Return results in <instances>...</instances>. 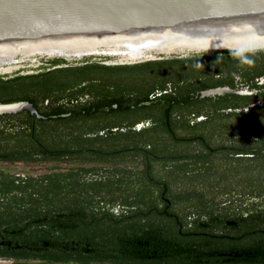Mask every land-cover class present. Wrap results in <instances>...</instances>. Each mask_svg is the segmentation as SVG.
Instances as JSON below:
<instances>
[{
    "label": "flooded vegetation",
    "instance_id": "obj_1",
    "mask_svg": "<svg viewBox=\"0 0 264 264\" xmlns=\"http://www.w3.org/2000/svg\"><path fill=\"white\" fill-rule=\"evenodd\" d=\"M236 53L101 54L50 66L93 68V95L59 116L74 115L71 125L88 137L68 166L98 180L88 192L95 207L115 211L91 242L40 221L30 231L1 224L0 264H166V242L175 244L176 264H209L215 255L223 264H264V69L256 62L247 71L252 61ZM215 88L233 92L204 95ZM106 194L111 204L97 198ZM213 210L226 218L213 223ZM214 241L222 252L214 254Z\"/></svg>",
    "mask_w": 264,
    "mask_h": 264
},
{
    "label": "water",
    "instance_id": "obj_2",
    "mask_svg": "<svg viewBox=\"0 0 264 264\" xmlns=\"http://www.w3.org/2000/svg\"><path fill=\"white\" fill-rule=\"evenodd\" d=\"M245 48L264 49V0H0V76L40 72L43 59ZM23 110L44 118L29 102L0 104V115Z\"/></svg>",
    "mask_w": 264,
    "mask_h": 264
},
{
    "label": "trees",
    "instance_id": "obj_3",
    "mask_svg": "<svg viewBox=\"0 0 264 264\" xmlns=\"http://www.w3.org/2000/svg\"><path fill=\"white\" fill-rule=\"evenodd\" d=\"M245 55L252 61V65L246 64L247 71L256 62L264 69V50L245 52ZM43 61L44 68L40 72L0 76V104L29 102L44 116L35 119L27 110L0 115V163L42 164L47 168L44 173L27 175L0 168V225L30 231L40 221L42 229L47 226L48 230L55 233L60 230L71 239L91 242L96 237L99 220L110 225L113 211L109 207H95L96 198L88 193L99 185L98 180L82 174L84 170L78 166H68L73 160L72 152L84 146L88 137L85 131L71 125L77 122L72 120L74 115L68 119L59 114L66 108L83 105L82 99L93 95L96 89L91 77L93 68L89 66L81 72L75 68L50 69V66L64 64L66 59ZM261 125L264 139V115H261ZM98 197L111 204L109 194ZM82 202L89 207L82 209ZM197 214L204 216L206 210ZM209 216L213 223L226 218L220 210L209 211ZM109 231L110 227L101 228V233L109 234ZM201 245L204 249L205 245ZM212 245L214 254L223 251L220 241ZM203 249L199 250V259L205 257ZM165 250L166 264L178 263L175 244L166 242ZM216 256L209 264H223ZM197 264L206 263L199 261Z\"/></svg>",
    "mask_w": 264,
    "mask_h": 264
},
{
    "label": "rangeland",
    "instance_id": "obj_4",
    "mask_svg": "<svg viewBox=\"0 0 264 264\" xmlns=\"http://www.w3.org/2000/svg\"><path fill=\"white\" fill-rule=\"evenodd\" d=\"M0 168L8 172L16 173L19 175L40 174L47 171L45 165L42 164L28 165L20 162L15 164L0 163Z\"/></svg>",
    "mask_w": 264,
    "mask_h": 264
},
{
    "label": "clouds",
    "instance_id": "obj_5",
    "mask_svg": "<svg viewBox=\"0 0 264 264\" xmlns=\"http://www.w3.org/2000/svg\"><path fill=\"white\" fill-rule=\"evenodd\" d=\"M247 50H251V49H249V48H245V49L240 50V51H238V52L236 53V55H239V56L243 57V59H242V63H251V60H249V59L247 58V56L245 55V51H247ZM197 67H199V65H197ZM117 207H119V206H117ZM113 211H115V209H113Z\"/></svg>",
    "mask_w": 264,
    "mask_h": 264
}]
</instances>
